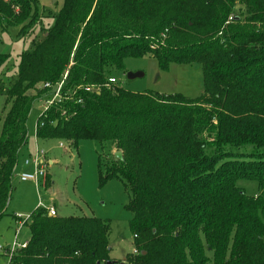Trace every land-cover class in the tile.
<instances>
[{"label":"trees","instance_id":"trees-1","mask_svg":"<svg viewBox=\"0 0 264 264\" xmlns=\"http://www.w3.org/2000/svg\"><path fill=\"white\" fill-rule=\"evenodd\" d=\"M43 18L40 0H0V33L20 28L27 37ZM51 19L14 78L0 81L10 105L0 135V219L31 110L52 95L37 86H55L68 73L64 90L74 98L43 114L36 137L123 153V162L100 158L99 166L103 183L119 180L129 195L139 255L126 264H264V0H64ZM147 56L163 72L201 66L203 94L108 86L125 60ZM9 61L0 53V69ZM240 181L257 183L258 194L247 195ZM29 227L27 247L9 264L112 261L110 226L99 219L38 208Z\"/></svg>","mask_w":264,"mask_h":264},{"label":"rangeland","instance_id":"rangeland-1","mask_svg":"<svg viewBox=\"0 0 264 264\" xmlns=\"http://www.w3.org/2000/svg\"><path fill=\"white\" fill-rule=\"evenodd\" d=\"M40 3L44 9V18L35 32L24 38L19 37L20 28L0 33V53L10 56L8 65L0 69V81L6 84L14 78L13 74L16 75L21 55L30 50L31 42L43 39L40 28H49L53 23L51 18L61 11L64 0H40ZM129 74L143 76L129 79ZM111 78L116 79L117 87L137 94L153 93L166 96L179 94L196 99L204 92L201 66L172 65L168 72H163L157 60L151 56L125 60L124 70L113 71ZM40 88L41 84L37 86L38 90ZM44 101L35 102L29 115L28 142L23 154L28 156L29 153H34L39 145L48 153V159L55 161V164L49 165L45 189H41L40 192L34 183H22L19 179H13L6 213L0 219V264L9 263V247L13 245L16 237L19 244L30 240L31 216L39 208L40 202L45 206H54L59 218H96L108 224L110 258L117 263L126 264L127 257L133 255L135 251L134 237L129 227L133 216L126 210L129 195L119 180L103 183L99 166L100 158L107 161L108 165L112 163L117 150H112L109 144L101 145L87 140L80 141L77 147L58 140L38 141L36 132L39 120L44 114ZM9 108L6 97L0 95V135ZM60 144H63V147H60ZM23 154L20 155V165L25 157ZM102 172L103 175L106 174L105 166ZM238 186L249 196H256L259 192L258 184L255 182L240 181ZM15 216H22L27 220V224L21 228L18 235L19 226L14 219Z\"/></svg>","mask_w":264,"mask_h":264},{"label":"built area","instance_id":"built-area-1","mask_svg":"<svg viewBox=\"0 0 264 264\" xmlns=\"http://www.w3.org/2000/svg\"><path fill=\"white\" fill-rule=\"evenodd\" d=\"M67 75L66 73L62 79V81L55 85L51 86L50 84H45L41 88L42 89H52V95L46 99L44 102V113L49 111L51 107H53L56 104L69 101L70 97L69 95L71 94L72 98H74V94L71 92H65V82L67 80ZM117 83L116 79L111 78L108 81V86H115ZM80 89V88H78ZM85 91L87 93H92L94 91V88L92 87H87L85 88ZM83 101L81 99L77 100L78 104H81ZM60 147H63V144H60ZM24 167L31 169V171H26L22 172L19 174V180L22 183H34L36 185L37 191L40 192L41 189H45V183L48 177V167H49V159H48V153L41 149L39 145H37L36 151L31 154L25 161H24ZM39 208H44L48 211V214L50 217H55L57 216L56 210L54 206H45L43 203L40 202ZM15 220L17 225L19 226L17 230V235L19 234L20 230L22 227H24L27 224V220H25L22 216H15ZM28 242L24 244H19L17 243V237L15 241L13 242V245L9 247V263L11 259L13 258L14 254L20 250L24 249L27 247ZM135 255H139L138 251H134ZM8 263V264H9Z\"/></svg>","mask_w":264,"mask_h":264},{"label":"crops","instance_id":"crops-1","mask_svg":"<svg viewBox=\"0 0 264 264\" xmlns=\"http://www.w3.org/2000/svg\"><path fill=\"white\" fill-rule=\"evenodd\" d=\"M24 150L25 149H23L22 151H21V154H23L24 153ZM31 154H33V153H31ZM30 153H29V155H31ZM28 155V156H29ZM23 156H25L24 157V159H23V161H25L27 158H28V156H26V155H24L23 154ZM49 157V156H48ZM20 159H21V157L19 158V162H18V166H17V170H16V175H15V177L14 178H16V179H19V174L20 173H22V172H28V171H31V169H27V168H25L24 167V162L22 161V163H21V165H20ZM53 164H55V161H50L49 160V165L51 166V165H53ZM20 181V180H19ZM14 219H15V217H14ZM24 243H26V242H24Z\"/></svg>","mask_w":264,"mask_h":264},{"label":"water","instance_id":"water-1","mask_svg":"<svg viewBox=\"0 0 264 264\" xmlns=\"http://www.w3.org/2000/svg\"><path fill=\"white\" fill-rule=\"evenodd\" d=\"M142 76H143L142 74H129L128 77H129V79H135V78L142 77ZM114 157L116 158V160L123 162V153L122 152H116L114 154ZM108 264H117V263L115 261H111Z\"/></svg>","mask_w":264,"mask_h":264}]
</instances>
